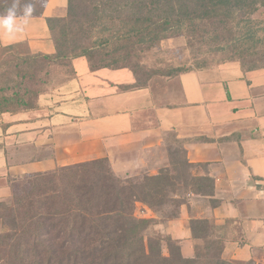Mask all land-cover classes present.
Listing matches in <instances>:
<instances>
[{"label": "crops", "instance_id": "obj_1", "mask_svg": "<svg viewBox=\"0 0 264 264\" xmlns=\"http://www.w3.org/2000/svg\"><path fill=\"white\" fill-rule=\"evenodd\" d=\"M42 3L40 15L0 16V48L23 44L31 54L56 52L46 19L65 16L67 0ZM160 44L177 51L185 40ZM73 68V76L38 96L37 108L0 113V201L12 198L14 181L102 158L119 177L165 167L179 175L168 153L177 141L193 164L188 174L211 178L213 195H184L176 181L171 196L186 201L145 207L143 217L153 218L157 233L176 240L188 258L203 243L194 238L191 219H212L224 260L264 264V67L226 62L181 73L165 88L152 80L129 90L121 88L136 81L129 68L92 70L84 56Z\"/></svg>", "mask_w": 264, "mask_h": 264}, {"label": "trees", "instance_id": "obj_2", "mask_svg": "<svg viewBox=\"0 0 264 264\" xmlns=\"http://www.w3.org/2000/svg\"><path fill=\"white\" fill-rule=\"evenodd\" d=\"M261 7L264 0H67L65 16L46 19L54 54H31L20 50L23 44L0 48V113L38 107V96L51 83L37 90L29 85L36 80L31 69L41 63L65 69L67 78L75 74L73 60L83 56L92 70L129 68L136 81L121 87L129 90L148 86L132 58L167 38L184 36L190 47L201 42L210 50L247 55L263 43L253 18ZM42 11V0H0V16ZM7 65L19 70L17 79L3 75ZM204 68L174 66L168 75ZM181 164L185 170L193 166L186 159ZM178 178L165 167L138 181L123 179L102 158L14 181L12 198L0 201V264H236L221 257L223 241L214 237L212 219H191L192 234L203 243L188 258L171 236L150 233L153 218L136 215L139 202L150 208L184 203L171 196ZM183 187L203 196L214 192L211 178L191 173Z\"/></svg>", "mask_w": 264, "mask_h": 264}, {"label": "rangeland", "instance_id": "obj_3", "mask_svg": "<svg viewBox=\"0 0 264 264\" xmlns=\"http://www.w3.org/2000/svg\"><path fill=\"white\" fill-rule=\"evenodd\" d=\"M253 18L257 21V27L260 29V34L264 37V7H261L256 13H254ZM185 45L181 50H173L168 47L158 46L146 50L144 52L138 53V57H134L131 60V64L138 67V73L140 75L141 81L153 80V84L158 85L161 88H165L167 85H172L174 82V76L168 75V70L174 66H183L188 68H201L202 66L212 67L217 66L226 62H239L245 68L264 67V38L263 43L258 46V48L249 50L247 55L239 56L235 52L230 50L225 51H215L210 50L209 46L203 45L201 42H196L193 47L187 45V39L184 37ZM161 43V42H160ZM213 47V46H212ZM24 46L20 47L23 50ZM5 61V57H0V62ZM34 71V76L36 80L29 83V85L34 89H39L41 87H46L45 81L61 82L68 77L65 69L52 66L45 67L43 63L37 65ZM3 75H5L10 80L17 79L19 70L13 66H5L1 68ZM22 72V71H21ZM172 81V82H169ZM51 85V84H50ZM49 85V87H50ZM48 89V87H47ZM181 150V145L177 141H172L168 145V153L170 161L177 163L181 167V173L179 174L178 182L180 189H183L184 195L186 191L184 190V179L187 177L188 172L182 167V162L184 161L183 153L179 152ZM168 168V167H167ZM169 169V168H168ZM145 174H140V171L130 176H121L123 179L140 180ZM147 205L143 203H137L136 215L143 217L144 212L148 213ZM149 208V207H148ZM153 210H158L159 208H152ZM3 230V223L0 219V232ZM150 233L158 234L157 231L152 226ZM167 251V247H165Z\"/></svg>", "mask_w": 264, "mask_h": 264}]
</instances>
